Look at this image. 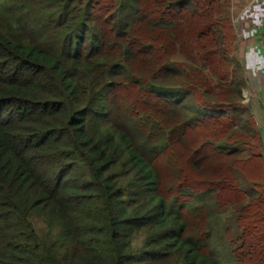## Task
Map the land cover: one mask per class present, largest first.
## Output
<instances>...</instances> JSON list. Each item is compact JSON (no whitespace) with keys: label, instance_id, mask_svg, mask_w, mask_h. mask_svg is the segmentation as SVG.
<instances>
[{"label":"trees","instance_id":"16d2710c","mask_svg":"<svg viewBox=\"0 0 264 264\" xmlns=\"http://www.w3.org/2000/svg\"><path fill=\"white\" fill-rule=\"evenodd\" d=\"M76 1L0 0V264H264L231 0Z\"/></svg>","mask_w":264,"mask_h":264},{"label":"crops","instance_id":"0c3cea01","mask_svg":"<svg viewBox=\"0 0 264 264\" xmlns=\"http://www.w3.org/2000/svg\"><path fill=\"white\" fill-rule=\"evenodd\" d=\"M229 15L244 83L243 105L255 123L264 157V0H231Z\"/></svg>","mask_w":264,"mask_h":264},{"label":"rangeland","instance_id":"374dc122","mask_svg":"<svg viewBox=\"0 0 264 264\" xmlns=\"http://www.w3.org/2000/svg\"><path fill=\"white\" fill-rule=\"evenodd\" d=\"M100 1L101 0H77L75 2V4L76 3L78 4L81 2V3H83L84 8L88 7L89 10H91V12L95 14L99 8ZM11 5L15 7L16 2L14 1ZM176 96H177L176 94H173L172 98H176ZM196 116H199V115L198 114L192 115V117H196ZM164 185L167 188L166 189L167 195L175 198L176 197L175 193H172L169 190L167 183H164ZM32 222H33V225L37 231L38 236L40 237V239L42 241H45L46 243H48L51 246L60 247L61 241H62V231L58 226L51 225L46 220V218L39 216V215H34L32 217ZM146 238H147V235H144V234H141V235L136 237L133 249L135 250V252L137 254H141L144 251L152 253L151 251H148V249L145 250L144 246L146 244ZM218 243H220V242L218 241ZM220 245L222 246V244H220ZM156 264H177V263L168 260V261H160V262H157Z\"/></svg>","mask_w":264,"mask_h":264},{"label":"built area","instance_id":"2783aa9c","mask_svg":"<svg viewBox=\"0 0 264 264\" xmlns=\"http://www.w3.org/2000/svg\"><path fill=\"white\" fill-rule=\"evenodd\" d=\"M237 19V18H236ZM234 21H236L235 19H234Z\"/></svg>","mask_w":264,"mask_h":264}]
</instances>
